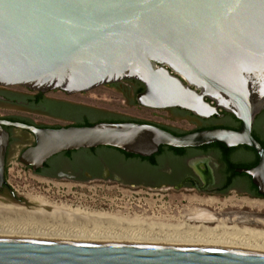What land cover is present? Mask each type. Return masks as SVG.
<instances>
[{
    "label": "water",
    "instance_id": "water-1",
    "mask_svg": "<svg viewBox=\"0 0 264 264\" xmlns=\"http://www.w3.org/2000/svg\"><path fill=\"white\" fill-rule=\"evenodd\" d=\"M134 81L138 106L199 120L224 113L238 130L176 136L147 123L36 128L0 120V187L8 134L30 133L19 162L107 147L150 158L160 147L246 146L257 164L237 169L264 196V149L251 134L264 109V0H0V85L68 95ZM0 264H264V251L209 245L0 235Z\"/></svg>",
    "mask_w": 264,
    "mask_h": 264
},
{
    "label": "flooded vegetation",
    "instance_id": "flooded-vegetation-1",
    "mask_svg": "<svg viewBox=\"0 0 264 264\" xmlns=\"http://www.w3.org/2000/svg\"><path fill=\"white\" fill-rule=\"evenodd\" d=\"M122 83L132 84L135 95L137 94L138 82L121 81L115 84L122 87ZM51 92L59 93L60 96L48 95ZM71 97L73 95H68L60 90L37 92L24 87H4L0 85V110L7 112V115L0 116V120L36 128L52 129L78 126L84 122L93 124L101 122L102 118L93 117L104 113L103 111L72 101ZM182 112L188 113L186 111ZM106 114L109 116L108 113ZM199 121L207 122L209 126L214 128L238 130L240 127V122L238 125L237 120H234L230 114H223L221 118L210 117L207 120ZM3 129L8 134V145L4 158V184L0 187V197L8 196L12 202L20 206L24 203L6 183L9 167L13 165L20 166L24 171L45 181H66L73 184L104 182L130 189L148 191L182 189L200 196L226 199L234 195L240 200L256 201L259 204H264V196L252 184L250 177L244 173L236 172L237 169L249 168L236 167L234 169L236 175L232 179L227 176L228 163L237 164L245 160L254 163L257 155L245 146H239V152L231 155L228 162L221 158L215 148L209 147L205 149H188L183 155L168 151L156 154L155 164L148 161L139 162L136 159H127L115 150L108 151L107 154L98 151V149L96 152L86 150L83 156L79 150L70 155L62 153L55 155L48 159L41 169L34 172L18 160L19 155L34 144V137L21 129L8 127H3ZM251 134L264 149V109L255 117ZM28 138L30 141H28ZM18 147L25 148L20 151L15 161L11 160L12 152ZM134 161H137L138 165ZM255 165L256 163L251 167ZM0 204L4 203L0 202ZM223 219L232 220L234 218ZM253 220L264 221V217H257ZM253 220L250 221L253 222ZM236 222L238 226H243L242 221L236 220ZM252 226L264 229V226H257L254 222Z\"/></svg>",
    "mask_w": 264,
    "mask_h": 264
},
{
    "label": "rangeland",
    "instance_id": "rangeland-1",
    "mask_svg": "<svg viewBox=\"0 0 264 264\" xmlns=\"http://www.w3.org/2000/svg\"><path fill=\"white\" fill-rule=\"evenodd\" d=\"M114 85L116 84L104 85L85 93L75 94L70 99L104 112L93 118L123 117L180 131H191L201 125L199 119L176 108L152 110L138 106L134 101L135 92L132 84L122 83V87ZM48 95L60 96L56 92ZM3 115H7V112L0 110V116ZM23 148L14 149L10 159L15 161ZM80 154L83 156L85 153L80 151ZM134 163L138 165L137 161ZM6 183L24 203L21 206L28 209L39 208V205L31 200L32 198H42L50 205L129 217L142 215L177 217L178 214H184L187 210L195 208L207 211L216 218H238L237 221H242L243 226L249 227H253V222L250 220L264 217V204H260V208L240 205L241 200L234 195L226 199H217L182 189L148 191L104 182L73 184L66 181H45L16 165L9 167ZM208 199H213L214 202L208 206L201 203ZM0 202L16 204L8 196L0 197ZM206 225L212 226V223Z\"/></svg>",
    "mask_w": 264,
    "mask_h": 264
},
{
    "label": "bare ground",
    "instance_id": "bare-ground-1",
    "mask_svg": "<svg viewBox=\"0 0 264 264\" xmlns=\"http://www.w3.org/2000/svg\"><path fill=\"white\" fill-rule=\"evenodd\" d=\"M31 200L37 203L39 208L28 209L17 204H0V235L209 245L264 251V229L238 226V218L217 219L209 212L195 208L178 214L177 217H129L50 205L42 198ZM213 202V199H208L201 203L208 206ZM241 204L251 208L261 207L256 201L241 200ZM253 222L257 226H264L262 220ZM210 223L212 226L206 225Z\"/></svg>",
    "mask_w": 264,
    "mask_h": 264
},
{
    "label": "trees",
    "instance_id": "trees-1",
    "mask_svg": "<svg viewBox=\"0 0 264 264\" xmlns=\"http://www.w3.org/2000/svg\"><path fill=\"white\" fill-rule=\"evenodd\" d=\"M142 91H143V86L139 83V89H138V91H136V93H140ZM187 114H189V113H187ZM224 114H226V113H224ZM230 116L234 120H236L232 115H230ZM100 121L101 122H108V123H123V122L147 123V124L155 125V126L161 128L163 130H166V131H168L171 134L176 135V136H182V135H185V134H188V133H192V132H196V131H200V130H205V129H209V128H214L213 126H209L208 123L207 122H204V121L201 122V126L200 127H197V128H195V129H193L191 131L175 130V129H171L169 127L161 126V125H158V124L144 122V121H139V120H134V119H127V118H123V117L102 118ZM237 122H238L237 124L239 125V121H237ZM91 125H93V123L84 122V123L78 125L77 127H81V126H91ZM209 147L215 148L219 152L221 158L224 161H226V162H228L230 160L229 157L231 155L239 152V146L234 147V148H227V147H225L223 145H220V144H211V145L203 146V147H200V148L205 149V148H209ZM246 148H248V147H246ZM97 149H98V151H104V152H107V153H109L108 151L115 150L118 153H120L122 156L126 157L127 159H133V160L136 159L139 162L148 161V162H150L152 164H155L156 154L155 155H152L150 158H141L139 156H135V155H131V154H125V153H123V152H121L119 150H116V149H113V148H107V147H99V148L90 149V150H87V151L96 152ZM188 149H191V148H186V149H173V148H170V147H160L159 152L157 154H162V153L168 151V152H171L173 154L183 155V154H185L188 151ZM248 149H250V148H248ZM80 151L84 152L86 150H80ZM71 153H73V152H64L62 154H64V155H70ZM257 159L258 158L255 157L254 163H250L247 160L238 162L237 164L228 163V167H227V176H228V178L229 179H232L236 175V173H234L235 172L234 169L236 167L250 168L255 163L257 164Z\"/></svg>",
    "mask_w": 264,
    "mask_h": 264
}]
</instances>
